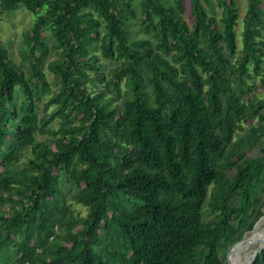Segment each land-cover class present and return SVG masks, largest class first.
<instances>
[{
    "label": "trees",
    "instance_id": "obj_1",
    "mask_svg": "<svg viewBox=\"0 0 264 264\" xmlns=\"http://www.w3.org/2000/svg\"><path fill=\"white\" fill-rule=\"evenodd\" d=\"M175 1L133 39L130 0H0L35 15L0 38V264H229L264 216V0Z\"/></svg>",
    "mask_w": 264,
    "mask_h": 264
},
{
    "label": "rangeland",
    "instance_id": "obj_2",
    "mask_svg": "<svg viewBox=\"0 0 264 264\" xmlns=\"http://www.w3.org/2000/svg\"><path fill=\"white\" fill-rule=\"evenodd\" d=\"M130 1L132 2L133 7L136 10V16L131 18V20L129 22V27L132 31V38L138 39V38L145 36V34L142 31L141 24H140V18L142 15V2H143V0H130ZM163 2L166 5H173L176 3L175 0H163ZM184 2H185V6H186V16L190 20V22H193L194 19L192 16V0H184ZM212 2L214 5V9L209 8V7H208V9L210 11L216 13V14L220 13L221 10L216 5V0H212ZM238 2H239L241 14H242V16H244L246 9H247L248 2H247V0H238ZM34 22H35V15L31 11L25 9L24 7H21L20 9L14 10V11H7L2 16V19L0 21V38L3 41L4 45L9 49L10 55L14 59H16V60L20 59V53L22 51H24V49H25L24 31L26 28H31L33 26ZM44 39H45V41L48 42V44L51 47L54 46L55 36L51 31H49V30L45 31ZM56 56H57V52L53 51L52 57H56ZM112 64H113L112 62L109 63V65H112ZM49 75L51 78H53V76H54L52 72H50ZM60 181H61L62 187L64 188V191L66 192V194L68 196H70V194L73 191H75L74 183H71L70 181H68L67 175L64 173L62 174ZM80 209L82 211L86 210L83 206ZM205 217H206V220H210L214 217V214H212V212L209 210L208 206H206V208H205ZM260 224H262V226H263L264 221L261 220L259 225ZM255 230L253 229L252 231L247 232L245 236L246 237L252 236ZM263 238H264V236L259 238V239H263ZM261 243L262 242H256L255 241V244L252 248L257 250L259 248V246L261 245ZM232 248L233 247H231V249ZM230 259L232 260V256L230 257Z\"/></svg>",
    "mask_w": 264,
    "mask_h": 264
},
{
    "label": "bare ground",
    "instance_id": "obj_3",
    "mask_svg": "<svg viewBox=\"0 0 264 264\" xmlns=\"http://www.w3.org/2000/svg\"><path fill=\"white\" fill-rule=\"evenodd\" d=\"M263 236H264V225L262 226V224H260L256 227V230L254 231L252 238L256 239V238H261ZM253 239L247 245L240 247L235 257V264H249V262L253 259L259 248L263 246L264 242L262 241L261 245L257 250L252 248L255 244V241H253Z\"/></svg>",
    "mask_w": 264,
    "mask_h": 264
},
{
    "label": "water",
    "instance_id": "obj_4",
    "mask_svg": "<svg viewBox=\"0 0 264 264\" xmlns=\"http://www.w3.org/2000/svg\"><path fill=\"white\" fill-rule=\"evenodd\" d=\"M264 217H262L258 222L257 224L255 225L254 227V230L256 229V227L259 225V223L261 222V220H263ZM252 236H249V237H244L241 241L237 242L233 248L230 250L229 254H228V261H229V264H233L232 263V260L230 259V257L242 246L244 245H247L249 242L252 241ZM253 241H256V242H264V238L263 239H259V238H256V239H253ZM264 248V243H263V246H261L259 248V250L256 252L255 256L253 257V259L249 262V264H252L254 262V260L256 259V257L258 256V254L263 250Z\"/></svg>",
    "mask_w": 264,
    "mask_h": 264
}]
</instances>
